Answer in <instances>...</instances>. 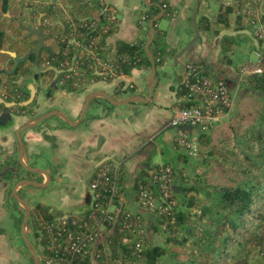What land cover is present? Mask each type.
<instances>
[{
    "label": "crops",
    "instance_id": "0c3cea01",
    "mask_svg": "<svg viewBox=\"0 0 264 264\" xmlns=\"http://www.w3.org/2000/svg\"><path fill=\"white\" fill-rule=\"evenodd\" d=\"M217 1H200L196 15L199 37L177 58L180 50L194 38L193 14L198 0H170L169 7L175 11L174 15L168 18L161 12L153 19L147 12L152 0H107L118 12L119 23L104 40L106 54L116 52L121 45L134 46L140 42L146 56L149 22L157 19L153 39L156 35L163 38L167 55L162 65L155 66L152 82V67L148 60L149 67L139 66L140 63L126 67L125 74L119 78L98 80L79 90L60 85L59 73L27 75L20 90L26 97L32 86L35 97L34 102L25 107L24 114L17 113L20 103L3 100L16 106L0 105V264L30 259L28 253H21L22 249L14 243L15 233L20 231L21 234L23 221L19 223L21 211L24 214V205L20 201L28 205L30 217L35 208L43 207L59 211L66 219L78 218L92 204L89 181L95 169L105 161L118 167L119 197L115 222L103 232L99 247L109 236L115 235L125 212L142 217L145 238L149 244L153 242L154 216L137 204L136 187L159 165L168 164L174 171L173 187L179 193L190 170V157L176 146V131L169 126L173 109L182 101L178 96L179 81L185 65L195 64L203 77L225 82L234 104L249 90L244 82L250 77H241V66L250 60L251 47L242 51L239 60H235L232 51L227 53L229 64L220 58L223 38L238 41V37L248 36L241 26L237 29L229 26L232 21L230 10ZM0 10L2 12V4ZM143 15L148 19L140 24ZM222 18L228 20L227 26L222 21L216 22ZM205 19L209 21V29L204 32L200 31L199 21ZM6 56L0 53V70L10 65L1 59ZM2 81L5 77H0V83ZM135 98L139 100L121 106L111 103ZM50 111L62 113L66 119L60 115L51 116L33 125L37 118ZM24 181L41 187L20 184Z\"/></svg>",
    "mask_w": 264,
    "mask_h": 264
},
{
    "label": "trees",
    "instance_id": "16d2710c",
    "mask_svg": "<svg viewBox=\"0 0 264 264\" xmlns=\"http://www.w3.org/2000/svg\"><path fill=\"white\" fill-rule=\"evenodd\" d=\"M59 1L63 8L53 10L52 7H47L41 11H31L30 16H35L40 23L51 14L60 16L67 14L77 19H87L96 10L94 0ZM169 2L170 0H152L147 11L149 18H155L161 12L163 16L168 12L169 15L165 16L171 18L175 11L169 7ZM0 4L3 12V15H0V49L15 53L17 57L29 54V58L20 63L14 72L12 71L15 62L6 56L11 67L0 70V77H5L7 87L11 90H20L22 80L33 72L28 67L34 58L31 52L37 46L34 42L36 37L27 31V28L33 27L23 23L20 13L17 17L11 14L13 5L8 0H0ZM162 4L168 6L166 10L161 8ZM216 22L227 26L228 20L222 18ZM208 23L206 19L200 20V31H207ZM41 29L45 42L46 40L50 42V45L45 44L46 48L42 50L41 58L45 57L49 62L45 69H50L42 72L43 69L39 67L38 69L42 70L39 74L53 76L57 73L59 54L56 51L59 43L54 40L53 32L46 36L43 27ZM236 44L232 38L222 39L220 58L225 64L230 63L227 60V53L232 51ZM165 49L163 38L156 35L150 48L155 66L163 64L167 55ZM116 52L139 57V66H150L140 42L134 46L121 45ZM156 58H159L158 62L155 61ZM244 84L250 91L264 95V78L250 77ZM179 91L178 96L186 98L184 90L179 88ZM27 97L28 95L26 99ZM186 104L181 101L180 106ZM218 139H223L220 143L222 147L219 163L207 161V156L214 151V144L219 143ZM198 144L203 148H210L202 156L205 171L208 170L206 174L212 173L209 167L213 163L218 164L221 172L219 178L212 182L210 188L199 187L198 191L197 186L191 188L180 186L179 193H174L173 199L188 193L191 195L187 199L184 198L183 202H179V209L171 208L162 215L155 214V220L169 232V237L165 241L166 246H152L144 239L141 252H133L130 247L136 243V237L127 231H116L115 235L109 236L104 243L109 256L102 255L101 259L107 260V264H264V105L249 94L241 96L229 118L210 129L208 135H199ZM119 182L120 176L117 179L118 197ZM146 183L147 181L143 180L137 184L136 195L138 186ZM199 191L210 200V204L205 205L199 201L198 207L192 209L191 206L196 202L194 198ZM60 218L62 214L59 211L43 207L34 210L30 217L32 225L36 224L37 231H40L44 223ZM44 247L45 243H43L45 257L47 253ZM178 249L184 250L186 259L180 258ZM91 260L90 257L78 259L80 264H90Z\"/></svg>",
    "mask_w": 264,
    "mask_h": 264
},
{
    "label": "built area",
    "instance_id": "2783aa9c",
    "mask_svg": "<svg viewBox=\"0 0 264 264\" xmlns=\"http://www.w3.org/2000/svg\"><path fill=\"white\" fill-rule=\"evenodd\" d=\"M96 10L87 19H77L70 15L51 14L40 23L33 16L34 28L40 24L47 36L53 32L58 41L56 53L59 54L57 72L60 85L72 89H82L95 81H109L121 77L126 67H134L139 57L103 50L104 40L119 23L118 12L107 0H94ZM224 9L230 10L233 29L242 27L251 40L250 52L254 60L244 62L241 66V77L264 78V0H221ZM26 5V4H25ZM36 10L47 7L63 8L59 0H33L31 6ZM166 4L161 8L166 10ZM31 8V9H32ZM169 15L166 12V16ZM140 24L148 16L140 18ZM42 30V29H41ZM41 68L49 62L41 59ZM57 61V60H56ZM155 61H159L156 58ZM179 88L184 90L186 105H177L172 111L169 126L175 129V144L189 157L195 155L198 136L208 135L210 129L225 122L231 115L234 99L228 86L222 80L214 81L201 75L198 67L192 63L185 65ZM0 98L7 102L21 104L25 100L22 90L8 88L5 81L0 83ZM26 109L18 108L17 113L24 114ZM191 130V132H189ZM194 131V132H193ZM119 171L115 163L105 161L94 171L89 189L92 193V204L85 214L78 218H60L44 223L38 230L45 243L46 256L44 264H80L78 259L92 257L99 264H107L101 256H109L98 242L101 234L116 219L117 179ZM174 171L168 164L159 165L146 184L138 186L136 202L152 215H162L173 208ZM118 232L127 231L136 237V243L130 247L133 252H141L144 247L143 219L137 213L125 212L122 215Z\"/></svg>",
    "mask_w": 264,
    "mask_h": 264
},
{
    "label": "rangeland",
    "instance_id": "374dc122",
    "mask_svg": "<svg viewBox=\"0 0 264 264\" xmlns=\"http://www.w3.org/2000/svg\"><path fill=\"white\" fill-rule=\"evenodd\" d=\"M32 1L33 0H30V1L29 0H8V2L13 5L11 14L14 17H17L18 14L20 13L19 15H21L23 23L26 25H31L34 28V26H35L34 20L36 17L33 16L34 20L33 21L31 20L29 22L28 19L30 16V12L31 11L32 12L33 11H40V10H38V9L36 10L35 8L30 7L32 4ZM220 2H221V0H218L216 3H220ZM22 5H23V7H22ZM46 41H47L46 43H49L48 45H50V42L48 40H46ZM236 43H237L236 46L232 50L233 54L232 53L231 54L235 58V60H239L242 58V55H243L242 51H246V50L250 49L252 42L250 41V39H248L246 37H242V38L238 37V41H236ZM248 58L251 61L254 60V56L251 53L248 55ZM1 59L4 63H6V62L10 63L7 57L1 58ZM31 65L32 64L30 62V66ZM10 67H11V63L8 66V68H10ZM41 69H44V68L42 67ZM31 76H34V75L32 74ZM246 94L251 95L252 97H254V99L260 100L262 105H264L263 93L252 92L250 90H247V92L244 95H246ZM235 104H234V107H235ZM234 107H233V109H234ZM221 135L222 134H219V136H221ZM218 141H219L218 144H216V145L214 144V151L212 152V154L207 156V161H214V163H219L218 158L221 157V147H222V144H220V143H221V141H223V139H218ZM215 143H216V141H215ZM197 147H198L197 152H195V155L191 156V158L189 159L188 163L190 165H189L188 169H190V170L186 173V175L184 177L185 181L181 187L191 188L193 186H197L198 187L197 191H198V190H200L199 187L200 188H204V187L210 188V186H212V182L219 178L218 176L221 172L219 170L218 164L213 163L212 166L209 167L210 170H212V173L206 174L208 170L205 171V162H202V156H203V154L207 153L210 148H208V147L203 148L201 145L199 146V144ZM199 163H201L200 166H199ZM197 193L198 194L194 198L196 200V202L194 203L193 206H191L192 209H196V207H198L199 201L204 202L205 205L210 204V200H208L204 197V193L202 191H199ZM190 195L191 194L188 193V194H185V196L183 195L182 197L176 196L177 198L174 199L173 208L175 210L179 209V202H183V199L184 198L187 199ZM35 210H36V208H35ZM23 215H24L23 211H21L19 223L23 220ZM153 216H155V215H153ZM31 220L32 219H29L28 227L26 228L25 233L27 235L28 241L32 244V247L34 248V250L38 256L39 264H44L43 263V261H44L43 242H42L43 239L39 236V234L36 230V224L32 225ZM153 220H154V222H153L152 231H151V237H153L152 238L153 242L150 245H152V246L162 245L164 247V246H166L165 241L169 237V232L166 228H164L163 225L160 224L159 221L155 220V217L153 218ZM154 229H155V232H154ZM143 230H144V221H143ZM103 232H105V231H103ZM103 232H102V234H103ZM102 234H101V236H102ZM144 236H145V230H144ZM14 237L16 238L14 240L15 246L17 245L18 247H20L22 249L21 253H23V252L28 253L27 255L30 257V259L28 261H10L9 264H34L32 255L29 254L28 249L25 248V246L23 245L20 231L19 232L17 231V234L15 233ZM177 251H178L177 253L179 254V256H181L180 258L186 257V253L184 252L183 249H178ZM90 258L92 259L90 261V264H99L100 263L99 261L93 259L92 257H90Z\"/></svg>",
    "mask_w": 264,
    "mask_h": 264
},
{
    "label": "water",
    "instance_id": "95a60500",
    "mask_svg": "<svg viewBox=\"0 0 264 264\" xmlns=\"http://www.w3.org/2000/svg\"><path fill=\"white\" fill-rule=\"evenodd\" d=\"M200 1L201 0H198L196 9H195L194 14H193L194 38H193V40L186 47H184L183 49L180 50V52L176 55L177 58L180 55H182L189 48V46L196 39H198V37H199V31H198L197 24H196V15H197V12H198V5H199ZM0 15H2L1 10H0ZM156 20L157 19H154V20H152V21L149 22L150 36H149V41H148L147 46H146V49H145L146 56H147L148 60L150 61L151 67H152L151 82L153 81V77H154L155 64H154L153 58H152L151 54L149 53L148 49H149V45H150V43H151V41L153 39V36H154V23H155ZM27 31L31 35H34L36 37V41L35 42L37 44V48L33 52H31V54L34 55L33 67L34 68H38V64H39V60H40V57H39L40 51L42 49H45V47H44V37L42 36V33H41L40 24L38 23V25L36 26V28H29V29L27 28ZM0 53L6 54L7 56H9L10 58H12L14 60L15 66H14V69H13L12 72H14L16 70V67L20 63H23L27 59V57H29V56L17 57L15 53L8 52V51H2V50H0ZM34 68L31 71H33L34 73H36V70ZM49 69L50 68L44 69L42 72H45V71H47ZM29 91L30 92H29L28 99L24 103L19 104V107H24L25 108V107L29 106L30 104H32L34 102V97H35L34 88L32 86H29ZM105 98L107 100H109V101L111 100L109 97H105ZM136 100H139V99H136L135 98V99H131V100L126 101V102H114V101H111V103L113 105H115V106H121V105H124L126 103H129L131 101H136ZM0 105L11 106V107H15L16 106V104H14V103H11V104L5 103L1 98H0ZM58 115H60V116H62L63 118L66 119V117H65L64 114L58 113V112H55V111H50V112H48V113L40 116L39 118H37L36 121H34V124L33 125H37L40 122H42L43 120H45V119H47V118H49L51 116H58ZM21 156H22V147H21V143L19 141V158ZM28 170L31 171V172L36 171V169H28ZM20 184L28 185V186H31V187H38V188L41 187L39 184H36L34 182H31V181H24V182H22ZM173 191H174V193L177 192L175 187H173ZM20 202L24 205V218H23V221H22V224H21L22 240L24 241V244H25L26 248L28 249V251L32 255L34 264H39L38 256H37L34 248L32 247V244L28 241V239L26 237V233H25V226H26V224L29 221L30 211H29L28 205L24 201H20Z\"/></svg>",
    "mask_w": 264,
    "mask_h": 264
},
{
    "label": "flooded vegetation",
    "instance_id": "af4514ba",
    "mask_svg": "<svg viewBox=\"0 0 264 264\" xmlns=\"http://www.w3.org/2000/svg\"><path fill=\"white\" fill-rule=\"evenodd\" d=\"M35 28H36V27H35ZM35 41H36V38H35L34 42H35ZM45 44H46V42H45V39H44V47L46 48V45H45ZM36 48H37V46H36ZM36 48H35V49H36ZM35 49H34V50H35ZM34 50H33V51H34ZM42 50H43V49H42ZM42 50L40 51V54H39V57H40V58H41V56H42V53H41ZM33 51H32V52H33ZM25 56H29V54H27V55H25ZM28 58H29V57H27V59H28ZM27 59H26V60H27ZM41 59H42V58H41ZM33 61H34V58H33V60L31 61L32 66L28 67L30 70H32V69L34 68V67H33ZM39 61H40V60H39ZM39 67H41V64H40V66H39V64H38V68H39ZM38 68H34V69L36 70V73L31 72V71H30V72H31L33 75H35V76H36V75H40L39 72H40L41 69H38ZM44 69H45V68H44ZM44 69H43V70H44ZM41 71H42V70H41ZM57 73H58V72H57Z\"/></svg>",
    "mask_w": 264,
    "mask_h": 264
}]
</instances>
